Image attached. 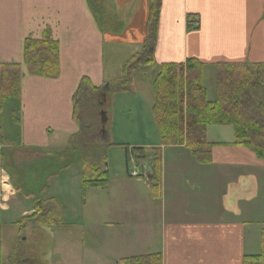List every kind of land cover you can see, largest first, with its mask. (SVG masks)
Masks as SVG:
<instances>
[{
  "label": "crops",
  "instance_id": "obj_1",
  "mask_svg": "<svg viewBox=\"0 0 264 264\" xmlns=\"http://www.w3.org/2000/svg\"><path fill=\"white\" fill-rule=\"evenodd\" d=\"M100 2L103 20L98 23L88 0H0V65L19 64L21 68L19 98L10 99L16 100L11 113L14 144L6 140L1 126L5 140L0 148L1 181L4 178L5 183L1 182L0 189L10 198L0 205V264L6 226L2 212L9 211L11 203H20L19 191L7 180L11 168L17 170L12 162L18 161L15 153L28 152L35 167L44 169L56 136L62 135L64 143L79 130L73 96L80 80L87 78L96 88L110 82L106 44L130 45L128 59L138 53L133 50L142 48L150 0ZM188 15L195 16L196 29L187 30ZM46 33L58 43L56 77L31 75L23 64L24 41L41 39ZM189 58L204 64V77L207 69L214 73L215 64L264 63V0H160L153 64L183 63ZM128 93L108 90L105 101L113 97L116 103ZM136 135L139 141L131 144L139 161L149 149L161 150L160 174L157 189L152 179L131 178L115 191L109 188L112 182L103 188L109 196L103 207L108 215L105 225L119 223L127 235L126 242L115 247L120 259L161 253L162 264H239L244 255L260 249L264 159L234 145L231 126L207 128L206 139L214 144L207 164L196 161L183 146L161 147L152 116L149 134L137 130ZM33 212L34 204L21 216ZM136 249L140 253H129Z\"/></svg>",
  "mask_w": 264,
  "mask_h": 264
},
{
  "label": "rangeland",
  "instance_id": "obj_2",
  "mask_svg": "<svg viewBox=\"0 0 264 264\" xmlns=\"http://www.w3.org/2000/svg\"><path fill=\"white\" fill-rule=\"evenodd\" d=\"M130 47L120 41L106 44L105 61L110 82L121 77L122 66L129 57L128 53L132 51ZM142 50L143 47L139 46L132 53H140ZM155 71V64L135 67L131 73L134 91L116 103L113 97L103 102V93L99 95V92L84 91L80 94L76 110L79 131L68 142L69 147L66 138L63 143L62 135L54 139L50 147L53 160L48 161L49 167L47 165L42 169V172L46 171L49 175L47 188L40 193L31 182L36 180L35 176L41 168L35 167L36 163L31 161L28 152L18 150L15 153L14 159L17 158L18 161L12 162L17 170L11 168L7 180L10 179L11 184L16 183L22 189L18 193L20 203H11L10 210L2 212V216L6 215V226H3L1 239L2 264H116L121 258L115 247L120 242H126L124 238L127 235L123 234V227L119 223L112 227L105 225L104 221L108 215L103 207L109 203V196L106 198V189L103 188H82L78 157L98 154L105 147L106 169L109 182H112L109 187L111 192L121 186L124 179L131 178L130 180L140 182L146 180L130 176L131 171L138 170V164L141 163L136 160L135 146L131 143L139 141L136 138L137 130L145 136L150 132L154 96L151 80ZM203 83L207 98L214 99L215 71L213 73L212 69H207ZM135 91L137 92L134 93ZM134 95H138V99H135ZM15 105L16 100H9L3 106V135L11 144H14L16 139V128L11 120ZM106 112L110 118L103 123L101 119ZM100 129L107 132H101ZM94 148L95 151L92 150ZM66 151V158L57 159L58 154ZM155 154V150L149 149V154L145 157L153 164ZM72 158H76L74 162L68 167H63V164ZM151 172L153 174L154 170ZM19 173L23 175L19 176ZM31 186L34 197L41 200L51 198L58 203L61 211L59 224L42 226L41 229L28 225L23 231L18 230L16 222L22 219V212L33 208L34 197L24 195L29 193L26 191L30 190ZM9 198L4 191L0 193V203L7 204ZM137 233L133 231L134 235ZM138 251L140 250H131L129 253H140ZM259 251L258 248L255 254Z\"/></svg>",
  "mask_w": 264,
  "mask_h": 264
},
{
  "label": "trees",
  "instance_id": "obj_3",
  "mask_svg": "<svg viewBox=\"0 0 264 264\" xmlns=\"http://www.w3.org/2000/svg\"><path fill=\"white\" fill-rule=\"evenodd\" d=\"M98 23L103 20L100 0H88ZM160 0H150L149 16L146 24L143 50L131 56L122 66L119 79L108 82L106 89L112 92H133L132 71L137 66L154 63L153 49L157 36ZM195 16L188 15L187 30L198 27ZM23 64L31 75L56 77L59 74L58 43L49 34L41 39L27 38L23 46ZM215 97L207 98L204 81V64L195 58L183 63H162L156 66L151 80L153 101L151 112L160 144L183 146L202 164L211 161L214 144L206 139L209 126L229 125L234 135V145L251 150L258 158L264 159V63L215 64ZM21 68L19 64L0 65V148L5 145L1 135L3 106L10 99H18L20 93ZM93 87L87 78H82L73 96V116L78 119L76 110L78 98L84 91L103 90ZM74 136H72L73 138ZM71 140V138H70ZM95 151V148L92 149ZM153 161V188H158L160 174V153L155 150ZM94 155V156H93ZM78 157L80 162L81 186L105 188L109 184L106 169L105 147L98 154ZM68 152L60 153L57 159L66 158ZM50 158V157H49ZM76 158L63 164L68 167ZM49 160H53L50 158ZM3 153L0 149V171ZM49 167V163L47 164ZM46 167V166H45ZM44 167V168H45ZM49 175L38 174L33 182L39 193L47 188ZM32 183V182H31ZM15 186V185H14ZM16 190L18 188L16 187ZM33 191L26 193L33 196ZM34 197V196H33ZM60 207L52 199L41 200L34 197V212L16 223L23 231L27 225L40 229L60 223ZM116 264H162L161 253L130 256L118 260ZM239 264H264V228L260 233L258 254L244 255Z\"/></svg>",
  "mask_w": 264,
  "mask_h": 264
},
{
  "label": "water",
  "instance_id": "obj_4",
  "mask_svg": "<svg viewBox=\"0 0 264 264\" xmlns=\"http://www.w3.org/2000/svg\"><path fill=\"white\" fill-rule=\"evenodd\" d=\"M101 120H102L103 123L106 122V115H105V113H104V115L102 116V119H101ZM103 131H104V130H103Z\"/></svg>",
  "mask_w": 264,
  "mask_h": 264
},
{
  "label": "built area",
  "instance_id": "obj_5",
  "mask_svg": "<svg viewBox=\"0 0 264 264\" xmlns=\"http://www.w3.org/2000/svg\"><path fill=\"white\" fill-rule=\"evenodd\" d=\"M131 175H132V176H136L137 173H136L135 171H133V172L131 173Z\"/></svg>",
  "mask_w": 264,
  "mask_h": 264
},
{
  "label": "bare ground",
  "instance_id": "obj_6",
  "mask_svg": "<svg viewBox=\"0 0 264 264\" xmlns=\"http://www.w3.org/2000/svg\"><path fill=\"white\" fill-rule=\"evenodd\" d=\"M5 178H6V177H5ZM3 180H4L3 182L5 183V179H4V178H3ZM6 183H7V182H6Z\"/></svg>",
  "mask_w": 264,
  "mask_h": 264
}]
</instances>
